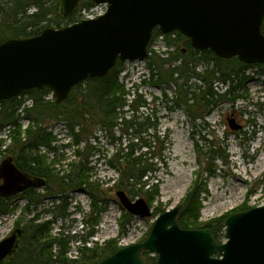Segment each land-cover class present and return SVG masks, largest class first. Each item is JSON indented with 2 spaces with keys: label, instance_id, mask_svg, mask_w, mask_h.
Here are the masks:
<instances>
[{
  "label": "trees",
  "instance_id": "trees-1",
  "mask_svg": "<svg viewBox=\"0 0 264 264\" xmlns=\"http://www.w3.org/2000/svg\"><path fill=\"white\" fill-rule=\"evenodd\" d=\"M94 6L92 0H81L75 13L63 17L60 0H0V43L10 37L37 35L45 27L60 28L78 22L81 20V11ZM261 31L264 34V18ZM166 39L168 46L174 45V50L159 55L150 50L149 43V73L141 80L157 87L173 85L171 97L163 92L160 97L148 99L137 90L134 83L127 87L119 77L122 63L117 60L104 76L88 78L75 85L62 102L46 98L51 94L48 87L32 88L0 100V128L8 127L6 138L0 139V154L9 153L21 171L45 179L43 193L34 188L22 193L27 199L23 213L34 214L27 220L15 221V227L21 226L24 232L19 239L18 250L7 264H92L111 255L120 246L119 238L126 232L125 226L132 218L124 210L121 211L118 237L105 240L101 245H86L95 233L98 216L106 205L107 191L122 190L131 199H145L153 207L152 217L164 211L160 204L153 206L160 196L158 173L167 167L165 151L170 144L169 132L160 129L161 110L171 109L169 103L182 104L188 117L194 122L200 119L204 127V117L218 103L225 99L234 102L236 97L232 93L248 78L245 71L250 66L236 57L224 59L215 56L210 50H193L187 37L179 32L174 38L167 36ZM199 62L206 65L200 71L197 70ZM254 65L259 73L264 74V63ZM235 81L237 85L233 84ZM216 82L228 84V87L218 91L215 89L218 84L214 85ZM27 100L31 101L29 106L25 105ZM22 119L28 120L24 128ZM49 122H63L70 134V145L74 147L76 159L69 162L67 173L60 174L55 170V159L48 161L47 153L54 155L58 152L57 146L53 145L58 139L47 131ZM98 131L103 132L109 142L117 145L111 154L102 152L96 146ZM224 134L226 138L228 133ZM191 135L192 138L198 137L194 140L198 169L177 204L176 221L181 228H208L217 240H221L224 230L222 222L229 214L200 221L201 194L207 191L203 183L206 180L204 175L211 176L220 170L216 162L218 160L226 164L228 154L226 148L221 146L223 140L217 135L201 134V131H192ZM6 139L9 140L7 144ZM200 140L204 142L203 145L199 144ZM81 142H84L82 148L79 147ZM41 148L46 151L41 153ZM95 156H101L103 164L117 174L105 192H101L90 174L92 167L88 164ZM78 188L84 189L90 196V208L83 219L89 231L79 239L78 257L70 258V242L77 236L62 232L53 234L52 226L56 217L65 218L68 215L66 192ZM56 194H60V197L58 203L52 205V218L40 219L37 205L45 197ZM13 198L0 197L1 214L15 210L10 202ZM98 201L102 204L98 205ZM244 208H247L245 204L240 209ZM87 216L91 218L87 219ZM149 254L148 251H142L144 264H154L155 257Z\"/></svg>",
  "mask_w": 264,
  "mask_h": 264
},
{
  "label": "water",
  "instance_id": "water-1",
  "mask_svg": "<svg viewBox=\"0 0 264 264\" xmlns=\"http://www.w3.org/2000/svg\"><path fill=\"white\" fill-rule=\"evenodd\" d=\"M81 0H60L63 17L75 13ZM105 4L103 14L60 27H46L31 37L0 43V100L22 91L48 87L57 103L78 83L104 76L116 60H143L152 30L178 31L193 49L215 56L237 57L246 64L264 63V0H92ZM231 130L241 125L229 119ZM45 179L21 171L8 156L0 162V197L38 188ZM121 207L140 218L152 208L143 198L115 192ZM178 206L161 212L145 239L122 244L92 264H144L142 251L154 264H264V205L238 210L223 219V240L210 229L181 228ZM22 227L0 240V264L18 250Z\"/></svg>",
  "mask_w": 264,
  "mask_h": 264
},
{
  "label": "rangeland",
  "instance_id": "rangeland-1",
  "mask_svg": "<svg viewBox=\"0 0 264 264\" xmlns=\"http://www.w3.org/2000/svg\"><path fill=\"white\" fill-rule=\"evenodd\" d=\"M105 9V6H94L89 11H82V15L94 16ZM162 40L154 37L150 46V50L157 54L167 51H173V47H164ZM206 65L202 62L198 63L197 70L204 69ZM255 65L246 68L245 75L248 77L243 83L238 85L234 92L235 100L232 102L225 99L218 103L212 111L204 117L206 125H201L200 119L192 121L187 113L184 105H171V109L163 108L160 112V129L169 132V148L165 151L167 167L162 168L158 173L160 178V196L153 202V206L160 204L164 210L177 205L184 196L186 190L195 178V171L198 169L196 162V153L194 150V140L192 131H201V134H215L221 141V146L226 148L228 159L226 164L217 160V164L221 167L211 176L204 175L203 183L206 185V192L201 194L202 208L200 210V221H207L216 217L227 215L234 210H240L242 205L247 208L264 205V74L259 73ZM149 69L146 60L126 61L122 64L120 79L123 80L127 87L132 83L137 90L148 99L153 96L160 97L165 92L169 97L173 96L174 86L157 87L150 83L142 82L141 79L147 75ZM146 81H148L146 79ZM218 84L217 82L214 83ZM237 85V82H233ZM228 84H218L215 89L224 91ZM46 98H54L49 94ZM30 100L25 102L29 106ZM233 118L234 124L241 125V129L231 130L229 127V119ZM23 128L28 124L27 119L21 120ZM202 126V127H201ZM7 126L0 128V139L6 138ZM47 131L58 139L53 145L57 146V154H48V161L55 159L57 163L54 165L56 171L60 174L67 173L69 170V162L76 159L74 155V147L70 145V134L64 127L63 122H49ZM228 133L225 138L224 133ZM237 134H234L236 133ZM98 141L96 146L102 152H111L117 146L115 143L108 141L103 132L98 131ZM208 135L207 137H210ZM9 142L6 139V144ZM203 145V141H199ZM61 145H66L61 147ZM70 145V146H69ZM84 142L79 147L82 148ZM5 146L2 147L4 149ZM45 148H41V153L45 152ZM9 153H1L0 161ZM90 159L91 176L101 192H105L113 184L117 174L114 170L107 168L103 164L100 156ZM40 193L44 192V187L34 188ZM106 205L104 210L98 216V224L94 227L95 233L89 238L87 246L93 243L101 245L105 240L113 239L119 236L120 217L123 210L118 202L115 192H108ZM68 208L67 217H56L52 226V233L62 232L64 234L75 235L70 242L68 256L71 258L78 257L77 247L80 245L79 239L86 236L89 227L84 225V214L90 208V196L81 188L66 192ZM60 194L47 196L37 205V211L40 219L52 218V205L58 203ZM14 206V211L1 214L0 213V240L9 236L15 228L17 219L27 220L33 214L23 213V206L27 199L22 194L15 195L10 201ZM98 205L102 202L98 201ZM90 216H87L89 219ZM94 217V216H93ZM91 218V217H90ZM154 217L140 218L132 216L126 224V232L119 238V244H130L138 242L146 236L151 228ZM223 238V237H222ZM149 256H152L150 253Z\"/></svg>",
  "mask_w": 264,
  "mask_h": 264
},
{
  "label": "flooded vegetation",
  "instance_id": "flooded-vegetation-1",
  "mask_svg": "<svg viewBox=\"0 0 264 264\" xmlns=\"http://www.w3.org/2000/svg\"><path fill=\"white\" fill-rule=\"evenodd\" d=\"M157 32H158V29L155 28V29L153 30V34H157Z\"/></svg>",
  "mask_w": 264,
  "mask_h": 264
}]
</instances>
